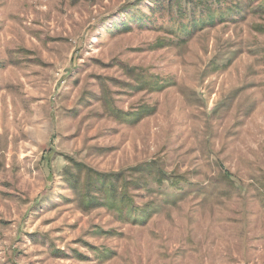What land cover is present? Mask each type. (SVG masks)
Wrapping results in <instances>:
<instances>
[{"label":"rangeland","instance_id":"1","mask_svg":"<svg viewBox=\"0 0 264 264\" xmlns=\"http://www.w3.org/2000/svg\"><path fill=\"white\" fill-rule=\"evenodd\" d=\"M205 1L0 0V264H264V11L166 43ZM133 67L165 84L129 87ZM106 102L154 111L130 124ZM65 155L120 171L145 221L66 201ZM161 172L187 182L179 201L162 203Z\"/></svg>","mask_w":264,"mask_h":264},{"label":"trees","instance_id":"2","mask_svg":"<svg viewBox=\"0 0 264 264\" xmlns=\"http://www.w3.org/2000/svg\"><path fill=\"white\" fill-rule=\"evenodd\" d=\"M253 1L254 0H248V3H243L241 0H226L225 3L222 0H213V2L210 0H206L203 3L199 2V4L195 5L196 7L184 10L182 11V13L179 12V15L176 14L170 22H167L164 25V27H169L168 31L173 34L170 39L158 38L153 43H155L156 46L157 42L162 45V39H164L166 43L168 41L177 40L178 36H175V34L185 35V33H188V31L192 32L194 29L201 27L204 23L213 24L217 19H225L233 11L241 13L245 11V9L250 7L252 8V10L256 9L257 7L261 11H264V0H257L258 2H256L255 7L251 5ZM68 2L71 5H75L77 2H79V0H68ZM130 5L131 6L129 7L131 8L133 4ZM184 14H186L189 24L182 22V17H186ZM135 18V16L126 15L124 20L120 21L118 24L114 23V27L118 31L126 30L129 28L130 20H134ZM21 50L22 49H20L19 51L21 52ZM113 62L121 65V63L119 62ZM108 65L111 64H107V66ZM136 68L137 67H133L132 69H129V72L131 74L130 76L132 77V80L127 81V85L129 87L140 91L147 84L151 90H158L159 87H162V85L165 84V82L160 80V78L153 76L151 73H145L144 71H141L140 77H137L135 75ZM152 79L154 81L153 84L151 82ZM111 103L112 102H106V105L108 104L107 106L116 113V116L119 119H121L123 122L127 121L130 124L131 122L135 123L143 116L150 115L154 111V106L145 104L136 107L132 112L122 111L121 108L112 105ZM129 113H131L130 117H128ZM65 160L67 163L63 166L61 175L63 182L72 193V198H65L66 201H73L76 206L81 209V211L97 208L104 203H108L109 206L114 207V204L121 205L125 202L126 196L122 195V193L118 191L115 186L114 180H112L113 178H120V171L114 173H104L101 171H96L95 169H92L84 164L82 161H79L76 158L68 155H65ZM135 167L131 169L134 170ZM166 175V172H161L155 179H152L150 183L155 184L159 189L164 188V185L167 184L168 187H165L164 197L161 200L162 203H171L172 201L177 202L184 195L185 191L181 189L182 185L187 187V182L183 181L178 183V180L171 181L169 177H166ZM221 181L228 182L229 184L231 182L230 179L226 180L225 176ZM260 184L262 186L264 185V183ZM120 211L121 212L118 214L121 219H123L125 215H127V217L129 215V220L131 219L133 222H135V220L145 221L147 215L150 214V211H147L146 209L144 211L135 210L131 203L121 205ZM53 253L59 256H65L63 252ZM109 253L111 256L114 252L109 249H104L102 252H99V254L105 258L109 257Z\"/></svg>","mask_w":264,"mask_h":264}]
</instances>
